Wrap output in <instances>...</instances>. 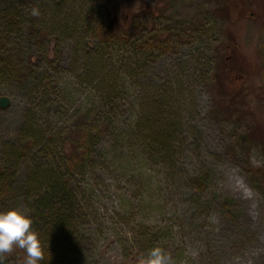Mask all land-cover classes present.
Returning a JSON list of instances; mask_svg holds the SVG:
<instances>
[{
    "label": "rangeland",
    "instance_id": "rangeland-1",
    "mask_svg": "<svg viewBox=\"0 0 264 264\" xmlns=\"http://www.w3.org/2000/svg\"><path fill=\"white\" fill-rule=\"evenodd\" d=\"M9 1L22 6L18 48L34 66L45 45L26 42L32 10H39L38 26L67 17L78 22L75 34L50 41L52 61L35 67L37 75H48L41 93L31 94L24 73L0 79V97L10 100L0 107V158L17 141L32 106L44 108L42 126L66 147L85 117L103 113L109 120L86 167L74 172L81 209L74 252L63 264H137L157 244L175 264H264V182L241 165V146L232 148L235 128L243 133L247 121L264 127V0H231L225 23L213 13L221 0ZM90 8L94 17L136 23L139 31L109 44L86 36L81 19ZM194 20L201 30L192 27ZM157 31L170 36L167 48L152 42ZM94 44L104 47L105 65L84 53ZM219 60L236 68L224 85L213 81ZM90 63L98 64L93 73ZM240 88L238 108L248 115L243 124L222 113ZM100 94L104 108L97 107ZM246 155L252 167L264 165L259 146ZM23 160L20 183L30 167V159ZM202 173L210 177L200 192L190 179ZM13 206L25 209L23 199L2 209ZM16 250L3 264L14 261Z\"/></svg>",
    "mask_w": 264,
    "mask_h": 264
},
{
    "label": "trees",
    "instance_id": "trees-1",
    "mask_svg": "<svg viewBox=\"0 0 264 264\" xmlns=\"http://www.w3.org/2000/svg\"><path fill=\"white\" fill-rule=\"evenodd\" d=\"M10 2L9 0H0V79L9 77L11 74L17 76L19 73H24L21 78L31 87V94L36 95L41 93L42 89L44 90L45 85L48 83V75H37L35 67H38L40 60L52 61L48 52L50 41L52 39L54 41L55 38L56 41L60 42L70 34H75L78 20L67 17L63 18V21H61L63 23L52 25V27H47L46 23L38 26V17L31 16L32 13L29 14L31 17L27 21H29L31 32L27 35L28 40H26L29 48H31L33 42L45 45L42 49L43 53L39 55L38 64L34 66L32 56L27 55L24 62L22 58L24 55L23 50L18 48L21 41L19 36H22L24 32L21 25L26 21L22 19V6H16L15 3ZM219 2L220 5L218 4L216 12L213 13L217 16V20L225 23L229 19L232 2L231 0L226 2L221 0ZM84 13L85 15L82 16L81 21L82 27L86 30V36L89 34L96 35L104 44H109L115 39L116 42L130 40L139 31L136 23L127 26L121 23L118 20L119 18L117 20L114 18H101L100 15L94 17L96 14L95 9L91 10L90 8L88 11L85 10ZM191 23L192 27H199L197 30H201V21L194 20ZM189 30L190 28L187 29V31ZM163 35H165L163 31H157L156 36H153L156 40L154 41L152 38V42L156 47L165 49L171 39L170 36L163 37ZM11 39L16 42L13 43L14 47L13 45L10 46ZM87 48L88 50L84 51L86 56L91 58L97 56L99 59H104V47L101 45L94 44L93 46H87ZM219 62L220 64L214 72L213 81L224 85L227 75L233 73L236 68L227 61L219 60ZM103 64H106L104 60ZM97 65L95 63L89 64L90 73L98 69ZM115 79H117L116 76L113 79L116 82ZM103 81L104 79L98 80L97 85L100 86ZM235 90V94L229 98L228 105L222 109V113L226 118H234L235 123L243 124L244 120L247 121L248 115L245 113L244 108H238V100L243 99L242 94L245 91L241 88ZM220 94L222 93L220 92ZM99 97H101L102 104L96 105L99 108H104L107 105L106 98L103 94H100ZM43 110L38 109V106H32L28 110L17 141L8 144L4 155L0 158V209L14 200L23 199L25 208L30 211L34 221L32 227L39 232L45 243H47V239L49 242L51 258L42 262V264H63L69 261L74 252L75 230L78 227L76 215L81 209L79 187L73 182L74 172L81 165L86 167L87 158L92 156L95 148L100 144L103 134L108 130L106 123L109 120H106L108 117H103V113H97L98 116L85 117L80 129L75 131L74 137L67 139L72 144L66 147V141L59 134L52 137L51 131L49 130V132L42 126L41 121H43V115L45 114ZM110 113L108 112V115ZM246 123L243 133H240L237 128L233 130L237 142L235 141L232 144V148L234 150L237 145L241 146L242 150L246 152L245 157L241 158L242 160L240 159L241 165L253 174L258 175L264 182V165L258 168L252 167L246 155L253 145H257L260 147L264 159V127L252 126L248 121ZM161 138L164 139V135L159 136L160 140ZM161 143L166 148L169 147L166 141ZM25 157L30 159V167L20 183L18 180L19 169L22 163L25 162L23 160ZM209 177L210 175L205 173L194 175L190 182L195 190L202 192L208 186ZM16 256L14 261L9 264H24L25 253L23 250H16Z\"/></svg>",
    "mask_w": 264,
    "mask_h": 264
},
{
    "label": "clouds",
    "instance_id": "clouds-1",
    "mask_svg": "<svg viewBox=\"0 0 264 264\" xmlns=\"http://www.w3.org/2000/svg\"><path fill=\"white\" fill-rule=\"evenodd\" d=\"M32 15H39L34 8ZM34 221L28 209L8 207L0 209V264L7 254L16 249L25 253L24 264H42L51 258L49 242L41 238L32 225ZM47 256V259H46ZM137 264H175L171 254L157 244L138 257Z\"/></svg>",
    "mask_w": 264,
    "mask_h": 264
},
{
    "label": "water",
    "instance_id": "water-1",
    "mask_svg": "<svg viewBox=\"0 0 264 264\" xmlns=\"http://www.w3.org/2000/svg\"><path fill=\"white\" fill-rule=\"evenodd\" d=\"M10 103V100L7 97H0V107L6 108Z\"/></svg>",
    "mask_w": 264,
    "mask_h": 264
}]
</instances>
